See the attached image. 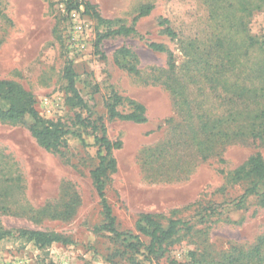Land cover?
I'll use <instances>...</instances> for the list:
<instances>
[{
	"label": "rangeland",
	"instance_id": "rangeland-1",
	"mask_svg": "<svg viewBox=\"0 0 264 264\" xmlns=\"http://www.w3.org/2000/svg\"><path fill=\"white\" fill-rule=\"evenodd\" d=\"M77 1L81 4L71 17L63 0H0V80L31 95L41 118L72 132L65 136L66 146L46 149L31 134L29 115L0 119V225L73 240L36 247L4 239L0 264H129L127 250L95 232L104 221L90 176L97 146L78 123L85 110L67 87V61L79 94L91 106V118L108 139L121 142L111 151L115 166L105 178V196L119 230L135 232L141 213L165 225L172 218L187 219L201 205L234 198L252 183L235 174L238 167L255 153L264 159V144L241 139L204 160L194 152L182 156L180 130L168 122L175 117V88L190 94L221 92L197 74L208 68L216 72L221 61H230L228 74L239 82L254 77L264 84V0ZM143 5L152 8L135 23L136 33L106 37L95 46L106 25L94 13L114 25H130ZM163 19L168 24H161ZM166 25L173 34L164 31ZM150 43L165 50L152 49ZM118 96L120 114L138 103L145 121L110 116L107 105ZM11 102L0 93V108ZM193 223L161 251L147 257L141 249L134 259L144 264H264V244L259 258L246 256L264 237L261 197L249 196L240 210Z\"/></svg>",
	"mask_w": 264,
	"mask_h": 264
},
{
	"label": "trees",
	"instance_id": "trees-1",
	"mask_svg": "<svg viewBox=\"0 0 264 264\" xmlns=\"http://www.w3.org/2000/svg\"><path fill=\"white\" fill-rule=\"evenodd\" d=\"M63 2L67 14L72 10H78L81 4L77 0H63ZM83 6V13L87 14L89 6L86 3ZM151 8V5L141 6L130 25H114L113 20L104 19L94 13L99 22L106 25V30L98 35L95 46L97 47L98 43L106 37L136 33L135 23ZM167 22V19H163L160 23L168 24ZM164 31L173 34L172 29L167 25ZM149 46L155 50H165L160 44L150 43ZM229 62L221 61L219 70L216 72L212 71V68H208L197 73L198 76H203L207 84L208 82L213 83L209 88L215 92H221L211 95L201 90L198 94H190L186 92V89L178 88L173 91L172 108L175 117L167 120L171 126L173 125V128L180 130L177 146L180 148L182 156H185L184 154L188 151L200 155L202 160L207 159L232 139L252 140L264 144V106L261 104V99L264 98V84L257 83L254 77L247 84L244 81L243 83L239 82L234 76L230 77L229 72L233 69H229ZM251 69L250 67L246 69L249 72L246 75L247 78L252 75ZM63 72L68 89L72 92L76 102L85 110V116H80L78 123L85 135L93 136L97 146V164L90 171V176L95 192L100 199L104 221L95 228V232L102 233L115 244L127 250L131 254L128 257L129 264H144L143 260H136L133 256L139 254L141 249L145 251L147 257L161 251L167 240L181 229H191L193 222H203L214 217L219 218L232 210L242 209L249 196L261 197V202L264 205V159L260 153H255L250 155L235 171L238 177L248 176L252 179L251 185L246 187L240 195L228 200L201 205L187 219L172 218L165 225L150 213H141L135 221V232L119 230L115 225V217L105 196V178L108 170L115 166L111 151L119 149L121 142L108 139L103 132L104 127L98 125L97 121L91 118V106L87 100L83 99L75 86L76 74H74L71 61L66 62ZM0 93L12 101L8 108H0L1 120L18 121L25 115H29L33 119L29 130L41 146L46 149L66 146L65 136L72 132L59 123L48 122L41 118L33 106L34 100L31 95L17 87L15 83L6 80H0ZM120 99L121 97L118 96L112 105H107L110 116L145 121L143 107L138 103H133V110L130 113L120 114L115 109V104ZM100 130L101 134H99ZM77 137L84 143L81 134L78 133ZM142 237L147 238V242ZM4 239L25 240L36 247H45L53 243L64 245L73 243L69 237L56 232L27 228L12 229L0 225V242ZM262 244H264V237L259 238L255 247L246 256L250 259L259 258ZM109 260L113 262V260Z\"/></svg>",
	"mask_w": 264,
	"mask_h": 264
},
{
	"label": "built area",
	"instance_id": "built-area-1",
	"mask_svg": "<svg viewBox=\"0 0 264 264\" xmlns=\"http://www.w3.org/2000/svg\"><path fill=\"white\" fill-rule=\"evenodd\" d=\"M69 14H70V16H71V17H76V13H75V12H73V11H72V12H70Z\"/></svg>",
	"mask_w": 264,
	"mask_h": 264
}]
</instances>
